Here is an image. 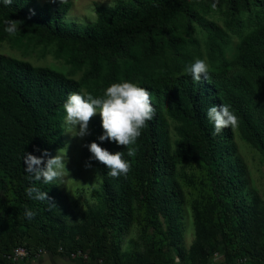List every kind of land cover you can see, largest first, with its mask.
Returning <instances> with one entry per match:
<instances>
[{
	"label": "trees",
	"instance_id": "16d2710c",
	"mask_svg": "<svg viewBox=\"0 0 264 264\" xmlns=\"http://www.w3.org/2000/svg\"><path fill=\"white\" fill-rule=\"evenodd\" d=\"M197 1L203 0H120L95 8L93 23L76 25L64 20L68 2L48 0L39 6L34 0H14L5 6L0 0V41L9 37L5 21L17 20L23 35L33 32L43 43L54 42L56 57L72 70L83 69L81 76L74 78L48 66L0 54V264H9L5 256L12 247L20 245L33 253L58 243L81 250L93 243L104 264H163L169 248L177 247L180 237L184 195L175 166L193 157L206 171L208 213L218 223L211 227L226 235L228 258L235 262L242 247L254 255L251 263H259L264 242L257 257L245 241L248 229L255 225L251 219L255 206L251 202L252 209H245L249 204L243 195L245 169L233 156V130L214 135L206 112L212 105H230L239 117L240 135L264 153V0L250 11L247 21L253 27L241 37L231 60L223 57L221 49L225 31L194 10ZM186 16L195 19L208 34L209 49L215 57L210 82L202 77L197 84L184 72H174L164 62L156 63L165 47L179 51L195 42L173 31L174 21ZM233 22L243 25L231 16L228 23ZM182 56L186 58V54ZM123 80L151 93L156 115L139 138L135 157H128L122 145L100 141L98 137L104 132L101 117L96 114L90 120L94 141L109 152L124 151L132 168L126 177L112 178L98 161L103 205L89 210L80 225L69 224L47 202L27 197L26 189L35 185L47 191L54 202L57 184L34 181L24 171L22 157L25 153L41 156L45 149L53 156L60 148L66 116L63 105L69 94L101 95L106 87ZM164 111L178 123L180 150L176 153L171 152ZM6 182L12 186L10 195L2 193L8 187ZM136 198L141 199L148 217L150 242L134 253L122 252L121 234L132 221ZM260 209L264 221V206ZM26 210L35 211V217L25 218ZM231 228L244 238L241 242L229 233Z\"/></svg>",
	"mask_w": 264,
	"mask_h": 264
},
{
	"label": "rangeland",
	"instance_id": "374dc122",
	"mask_svg": "<svg viewBox=\"0 0 264 264\" xmlns=\"http://www.w3.org/2000/svg\"><path fill=\"white\" fill-rule=\"evenodd\" d=\"M34 1L40 6L48 0ZM117 1L120 0H64V2L70 3L64 20L76 25L93 23L96 19L95 8L112 6ZM259 2L260 0H236V3L231 4L227 0H203L194 4L193 8L200 16L214 22L225 31L226 41L221 45V49L226 60L233 59L241 37L252 29L253 25L247 21V17L254 7L259 8ZM213 3L217 5L215 9L211 7ZM231 16L242 21L243 25L240 26L234 22L229 25ZM173 26L175 34L185 39L190 37L195 42L187 43L179 51L165 47L159 54V59L156 60L157 65L164 62L174 72H184L185 67L197 59L205 60L209 66L215 61V57L209 49L208 34L195 19L186 16L174 21ZM33 34V32H27L23 35V32L20 31L15 36H9L0 41V54L6 57L20 58L33 65L48 66L74 78L81 76L83 69L72 70L62 58L56 57L54 42L43 43ZM182 53L186 54V58L182 56ZM233 66L237 70L241 68L240 66ZM261 79L264 81V77ZM163 103V108H165L166 104ZM164 113L171 152L176 153L180 150L177 134L178 123L169 118L165 111ZM97 115L100 116L99 113ZM63 128L62 144L60 148L56 149L53 156L57 155L59 150L61 154L66 152L68 174L61 181H56L54 195L56 207L54 210L67 223L80 225L84 222L89 210L99 209L103 205L100 197L99 163L95 159L89 161L92 154L86 146L94 141L95 134L89 123L90 134L82 138L75 136V130L66 123V116L63 121ZM78 130L79 126L77 125L76 131ZM232 130L233 156L239 159L240 164L245 169L246 186L243 195L249 203L245 209H252L251 202L255 206L253 208L255 212L251 216L255 225L248 229L245 241L251 245V249L259 257L264 242V221L260 209L261 206H264V153L251 146L240 135L237 127L232 128ZM86 162H90L92 166L85 167ZM175 177L184 195L180 237L178 246L169 248V253L165 256L163 264H253L250 259L255 258L254 255L242 247L238 248L239 257L235 262H232L228 258L230 249L227 246L226 235H221L211 227L218 225V223L211 219L208 213V180L206 171L198 158L193 157V159L177 163ZM6 185L9 188H5L2 193L5 195L12 194L11 184L6 182ZM137 188L139 189V187ZM140 200V198L135 199L132 221L121 234L122 252L134 253L150 242L151 231L148 228V217ZM229 233L237 242L244 239L239 237L233 228L230 229ZM52 246L51 249L41 247L33 253L20 246L28 252L25 256H5V258L8 259L9 264H104L101 255L95 253L93 243L86 250L67 248L61 243ZM15 247H12L10 254ZM262 258H264V252ZM262 258L257 264H264Z\"/></svg>",
	"mask_w": 264,
	"mask_h": 264
},
{
	"label": "clouds",
	"instance_id": "9594fccd",
	"mask_svg": "<svg viewBox=\"0 0 264 264\" xmlns=\"http://www.w3.org/2000/svg\"><path fill=\"white\" fill-rule=\"evenodd\" d=\"M13 2L14 0H3L5 6H10ZM211 7L215 9L216 3H213ZM20 25L21 23L17 20H7L5 21V32L9 36H15L20 32ZM210 71V66L205 60L197 59L185 67L184 74L189 75L198 84L202 81V77L210 82ZM151 101V93L146 88L123 80L106 87L101 95L92 93L82 95L73 92L67 97L63 108L66 112V123L75 130V136L82 138L90 134V120L99 113L104 132L98 139L122 145L127 150L128 157H135L138 152L137 142L156 115V109ZM206 116L214 125V135L221 134L225 129L236 128L239 124V117L231 109V106L226 104L219 107L210 106ZM77 125L79 126L78 131H76ZM86 146L92 154L89 161L95 159L104 164L108 168V176L112 178L126 177L131 171L132 163L124 158V151L109 152L95 141ZM45 157H47L46 161ZM22 160L26 164L24 171L30 174L34 181L53 184L56 181H61L68 174L67 155L66 152L61 154L60 150L55 156H50L46 149L43 150L41 156L25 153ZM91 166L90 162H86L85 167ZM26 195L33 201L47 202L50 207H56L48 192L35 185L26 189ZM24 215L25 218L31 220L35 217L36 212L26 210Z\"/></svg>",
	"mask_w": 264,
	"mask_h": 264
},
{
	"label": "built area",
	"instance_id": "2783aa9c",
	"mask_svg": "<svg viewBox=\"0 0 264 264\" xmlns=\"http://www.w3.org/2000/svg\"><path fill=\"white\" fill-rule=\"evenodd\" d=\"M26 252L27 251L24 248L18 246V247H15L12 250L11 254H9L8 257H11V256H14V257H17V256L23 257V256H25L28 253V252L27 253ZM262 260L264 261V258H262ZM241 262H244V261H241Z\"/></svg>",
	"mask_w": 264,
	"mask_h": 264
}]
</instances>
